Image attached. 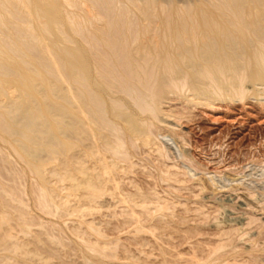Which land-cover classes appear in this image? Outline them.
<instances>
[{
	"label": "bare ground",
	"instance_id": "6f19581e",
	"mask_svg": "<svg viewBox=\"0 0 264 264\" xmlns=\"http://www.w3.org/2000/svg\"><path fill=\"white\" fill-rule=\"evenodd\" d=\"M245 100L264 103V0H0V172L20 173L10 162L14 154L29 170V191L41 210L67 212L69 197L75 200L71 216L78 221L71 230L82 264H144L148 255L155 257L143 252L141 263L130 251L120 256V242L106 238L95 219L86 217L116 201L129 203L122 214L136 223L137 233L143 231L140 216L162 220L165 213L152 214L147 196L134 202L116 193L120 163L134 168L133 154L150 147L167 159L171 149L179 156L173 136L182 114L216 101ZM260 172L264 180V168ZM207 179L218 187L213 176ZM2 181L0 248L21 264H33L46 244L34 236L36 250L27 258L13 236L16 228L29 233L27 209L16 198L20 189ZM64 181L66 196L59 187ZM222 247L208 249L204 260L198 247L187 258L158 248L157 264H215ZM57 258L65 264L61 254Z\"/></svg>",
	"mask_w": 264,
	"mask_h": 264
},
{
	"label": "rangeland",
	"instance_id": "374dc122",
	"mask_svg": "<svg viewBox=\"0 0 264 264\" xmlns=\"http://www.w3.org/2000/svg\"><path fill=\"white\" fill-rule=\"evenodd\" d=\"M196 109L189 112L187 116L182 114L185 117H182L183 119L179 123L182 125L177 127L175 135L172 134L179 146V151H181L179 156L172 149L170 159L159 156L156 151H153V147H150V151H138L133 154L132 158H134L131 159L132 163H135L132 164L134 168L133 166L130 170L121 168L122 164H125L123 166L127 164L120 163L118 173H115V178H121L118 179V183L120 182L119 184L122 185L121 188L120 185L117 191L112 190L113 187L109 188L110 191H116L117 194L118 191L119 193L122 191L121 195L118 194L119 196L127 195L125 198H133L134 202H138L139 198L142 199L141 196H147V199L150 200V212L157 214L158 210L163 211L165 213L163 219L154 218L155 223L154 219L143 218L144 215L140 216V226L143 227V231L137 233L134 229L136 225L133 224L135 222L128 221L126 214H124L125 217L122 214L126 212L125 208L129 203H124L126 204L124 205L121 202L112 201L111 205L114 207L106 204L103 209L102 207L97 209L98 212L100 211L99 213L96 214L94 210L93 218H89V216L91 217L89 215L86 220L93 222L95 219L94 226L98 227L101 234L103 233L112 242H120L117 247L118 254L121 253L120 256L124 254L125 250L128 251L127 255H129V251L130 256L134 254L133 259L138 255L139 257L137 256L136 259L141 261L145 259L143 252L147 255L151 253L155 255V257L148 255L151 259L145 255L149 259V263H146L148 260L145 259V263L144 260L141 262L144 264L159 263L160 249L167 250L168 247V251L172 249H174L172 253L180 251V254L183 253L185 257H189L191 249L196 250L198 247L201 254L198 249L196 254L199 253L198 256L204 260L208 256L207 252L209 253V250L219 245H223L225 249H222L223 251L220 249L222 253L219 250L218 255L214 254L213 262L215 264H264V180H260L259 176L260 169L264 168V103L253 100L216 101L213 107L200 106ZM161 130L163 134L172 133L168 130V132L164 129ZM145 152L149 154L145 155ZM144 155L147 158H144ZM10 160L17 170L21 167L20 173L1 171L2 179L0 178V180L5 181L13 191L20 189L16 190V198L24 202L29 217V233L25 234L16 228L13 230L14 238L25 249L28 254L27 258L36 250L34 236H39L44 241L45 249H41V254L35 255L36 258H33L34 261L32 260L33 264H40L39 261L44 264L45 258H47L45 259L47 264H58L57 256L60 254L65 264H77L82 260V257H79L82 252L79 247L81 253L78 252V248L75 246L78 243L71 230L73 225L77 224L75 221H78L75 216H71V210L76 208L75 200L69 197L67 212H59L55 208L48 212L41 210L34 202L33 194L29 191L33 182L30 173H28L29 170L24 169L14 154H10ZM184 166H187L186 169L183 168ZM6 167L8 168V164ZM187 168L195 173L194 177L186 174ZM252 168L255 169L252 170ZM120 169H122V174L124 172L125 174L122 175ZM208 176L214 177L218 187L208 181ZM53 177H49L52 184L57 180L56 177ZM262 179L264 178L262 177ZM56 182L55 184L58 186L59 182ZM61 185L62 192L60 191V194L64 196L69 192L68 182H60L59 187ZM129 193L134 196L131 197ZM117 194L114 197L119 199ZM57 198L59 197L57 196ZM133 201H129L131 205L135 204ZM14 204L20 208L18 201H14ZM134 208L140 215V208ZM112 210L114 211L112 212ZM10 211L11 214L13 213V217L18 214L16 208L10 209ZM166 217L169 218L166 219ZM161 224L166 227H162ZM82 226L84 227V225ZM82 226L80 230L85 231V227ZM145 226L147 228L149 226V230ZM150 230L154 232V236ZM135 233L137 234L135 235ZM155 233H158L159 239ZM91 235L88 237L94 242L93 238L95 237ZM49 237L53 238V242H49ZM158 240L162 244L161 246L158 244ZM72 241L74 242L72 243ZM158 248L160 249L158 250ZM50 252H57V254L51 256ZM120 262L124 263L123 260ZM138 262L140 263V261ZM0 264H21V262L19 257L1 247ZM79 264L82 262L80 261Z\"/></svg>",
	"mask_w": 264,
	"mask_h": 264
}]
</instances>
